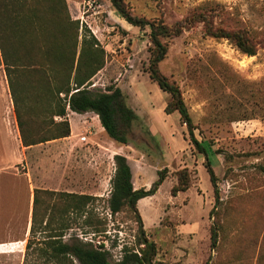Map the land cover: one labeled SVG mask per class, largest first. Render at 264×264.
I'll return each mask as SVG.
<instances>
[{
	"label": "rangeland",
	"instance_id": "1",
	"mask_svg": "<svg viewBox=\"0 0 264 264\" xmlns=\"http://www.w3.org/2000/svg\"><path fill=\"white\" fill-rule=\"evenodd\" d=\"M124 1L137 16L183 27L179 36L166 40L168 54L159 69L180 88L195 137L211 148L218 204L204 157L191 145L181 119L176 126L171 124L169 135L161 138L152 132L146 110L157 84L147 72L150 28L129 25L110 0L67 3L72 18L80 20L106 52L105 67L92 80V88H120L140 118L130 134L132 143L120 146L106 133L102 137L97 119L89 125L76 115L71 118L75 133L71 139L31 147L14 173L32 190L97 197L82 216L67 215L73 229L65 240L77 236L102 245L111 262L117 263L125 248H142L131 209L125 207L116 215L108 209L116 169L111 148L118 145L117 152L128 159L136 190L150 189L159 171H169L147 210L156 224L149 226L152 236H148L157 246L155 264H264V0ZM18 11L15 6L12 20ZM206 26L242 34L256 54L249 56L231 40L210 36ZM166 96L168 104L171 96ZM165 114V110L153 113L157 125L163 127ZM185 169L191 187L174 196ZM11 185H0V245L9 247L0 251V264H24L33 198L25 191L13 198ZM142 221L145 229L143 217ZM178 227L195 230L191 236L178 235ZM212 228L217 233L215 247Z\"/></svg>",
	"mask_w": 264,
	"mask_h": 264
},
{
	"label": "trees",
	"instance_id": "2",
	"mask_svg": "<svg viewBox=\"0 0 264 264\" xmlns=\"http://www.w3.org/2000/svg\"><path fill=\"white\" fill-rule=\"evenodd\" d=\"M21 2L0 0V49L22 145L29 148L70 137L69 110L76 114H96L110 139L121 146L131 144L130 134L140 118L127 104L126 96L117 87L106 91L92 88V80L106 63V52L97 37L80 20L72 18L67 0ZM110 2L129 25L140 29L150 28L147 72L151 81L171 96L165 113L180 115L187 127L191 145L204 157V166L216 195V206L217 178L210 161L211 148L195 137L192 119L180 88L162 75L159 69L168 54L166 40L179 36L183 27L171 28L158 20L150 21L137 16L124 0ZM15 6L19 7V11L12 20L10 15H13ZM205 29L210 36L231 40L249 56L256 54L249 40L240 33H227L207 26ZM146 131L153 137L149 130ZM114 161L116 169L108 209L113 215L125 207L131 209L139 224L138 245L142 248L137 251L125 248L121 260L113 263L102 245L83 242L77 236L65 240L67 233L73 229L67 215L77 213L82 216L90 202L97 197L36 189L24 264H155L157 246L148 238L137 203L155 196L169 171L167 168L159 171L150 189L136 190L127 157L115 155ZM182 173L178 185L173 189L174 196L191 187L188 169ZM216 237L215 228H212L213 247Z\"/></svg>",
	"mask_w": 264,
	"mask_h": 264
},
{
	"label": "crops",
	"instance_id": "3",
	"mask_svg": "<svg viewBox=\"0 0 264 264\" xmlns=\"http://www.w3.org/2000/svg\"><path fill=\"white\" fill-rule=\"evenodd\" d=\"M115 21L116 23L122 25L121 20H115ZM122 27L124 26L122 25ZM157 86L155 85L153 88L154 101L152 100V98L147 101L150 103L151 107L149 110L147 109L146 112L149 115V120L151 121L152 132L155 135L160 136L162 138L166 135L171 134V129H170L172 126L171 124H174L175 126L179 124L180 115L178 113H173L170 115L165 114L166 119H163L162 121L163 127L156 124L157 121L156 122L154 121L153 113L155 111L156 112L164 111L167 105V96H166L167 93L163 92ZM158 94L160 96H158ZM157 97L160 99H158ZM68 113H69L68 117L71 127V136L67 137L66 139H71L75 134L74 127L71 122V118L76 115L81 117L82 120L85 122V124L87 123L89 125L91 124V119L93 120L97 119L100 130L102 131L101 132L102 137L103 135H105L106 132L101 126L99 118L96 114L92 112H88L84 114H76L71 112L70 110ZM181 129L182 132L184 133V128L181 127ZM30 148L31 147L29 148L24 147L21 142L17 117L14 111V105L9 91L5 65L0 49V185L7 182L12 184L11 186L13 187V191H12L13 198H19L23 194V191H25L28 198H34V190L31 189V185L29 184V182H24V180H20V176L14 173L17 166L21 165L22 162L26 159L27 151H29ZM111 149L113 155H122L120 154V152H117V149H119L118 145H114L113 148ZM200 166L201 165H199L197 168H200ZM155 200H157V198L149 197V198L141 199L137 203V208L141 215V218L143 217L145 220V230L149 238H151L152 236L150 234L151 233L150 230L152 228L150 229L149 226L155 227L156 224L155 221L151 218V216L147 214V210L152 206L151 203L155 202ZM194 230L195 229H191V228L182 230L180 227H178L177 233L178 235H181L182 233L187 234L188 232V235L191 236ZM7 248H9L7 247V245H0V251H5Z\"/></svg>",
	"mask_w": 264,
	"mask_h": 264
}]
</instances>
